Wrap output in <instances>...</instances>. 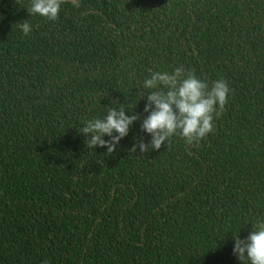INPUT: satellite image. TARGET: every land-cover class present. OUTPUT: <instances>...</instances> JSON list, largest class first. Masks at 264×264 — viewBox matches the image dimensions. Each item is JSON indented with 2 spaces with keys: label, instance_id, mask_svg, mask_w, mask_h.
I'll use <instances>...</instances> for the list:
<instances>
[{
  "label": "trees",
  "instance_id": "obj_1",
  "mask_svg": "<svg viewBox=\"0 0 264 264\" xmlns=\"http://www.w3.org/2000/svg\"><path fill=\"white\" fill-rule=\"evenodd\" d=\"M79 4L49 21L0 0V264H242L234 237L264 221V0ZM177 67L227 81L214 130L132 152L144 80ZM121 107L128 135L88 148L86 121Z\"/></svg>",
  "mask_w": 264,
  "mask_h": 264
},
{
  "label": "clouds",
  "instance_id": "obj_2",
  "mask_svg": "<svg viewBox=\"0 0 264 264\" xmlns=\"http://www.w3.org/2000/svg\"><path fill=\"white\" fill-rule=\"evenodd\" d=\"M66 0H30L27 8L29 15H38L49 21L59 18L61 5ZM74 7H79V0H72ZM24 35L30 34L31 25L27 21L16 24ZM142 87L151 89L147 93L141 129L151 135L150 145L143 142L133 145L131 151L139 147L141 153L149 149L159 150L173 136H180L191 145L199 144L211 133L215 125L214 117L218 118L228 103L230 88L227 81L216 80L209 86L206 80L197 78L195 73L186 72L177 67L169 72L156 71L144 80ZM140 117L136 114L126 115L125 108H109L105 118L87 120L79 130L90 136L86 141L88 148L97 145L106 147L113 153L120 140L129 133L130 126ZM115 133V135H114ZM108 136L111 139L105 140ZM233 253L242 264H264V221L253 225V230L246 239L239 235L234 237Z\"/></svg>",
  "mask_w": 264,
  "mask_h": 264
}]
</instances>
